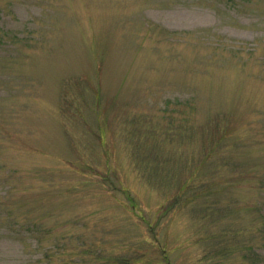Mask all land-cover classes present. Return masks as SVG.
<instances>
[{
    "label": "rangeland",
    "instance_id": "rangeland-1",
    "mask_svg": "<svg viewBox=\"0 0 264 264\" xmlns=\"http://www.w3.org/2000/svg\"><path fill=\"white\" fill-rule=\"evenodd\" d=\"M262 263L264 0H0V264Z\"/></svg>",
    "mask_w": 264,
    "mask_h": 264
},
{
    "label": "trees",
    "instance_id": "trees-1",
    "mask_svg": "<svg viewBox=\"0 0 264 264\" xmlns=\"http://www.w3.org/2000/svg\"><path fill=\"white\" fill-rule=\"evenodd\" d=\"M247 258V255H244V259H246ZM262 264H264V263H262Z\"/></svg>",
    "mask_w": 264,
    "mask_h": 264
}]
</instances>
